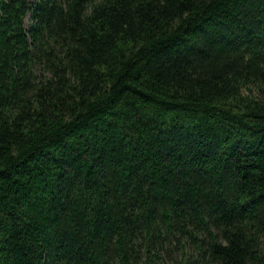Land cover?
I'll return each instance as SVG.
<instances>
[{"label": "trees", "instance_id": "1", "mask_svg": "<svg viewBox=\"0 0 264 264\" xmlns=\"http://www.w3.org/2000/svg\"><path fill=\"white\" fill-rule=\"evenodd\" d=\"M0 264H264V0H0Z\"/></svg>", "mask_w": 264, "mask_h": 264}, {"label": "rangeland", "instance_id": "2", "mask_svg": "<svg viewBox=\"0 0 264 264\" xmlns=\"http://www.w3.org/2000/svg\"><path fill=\"white\" fill-rule=\"evenodd\" d=\"M26 23H27V21H26Z\"/></svg>", "mask_w": 264, "mask_h": 264}]
</instances>
